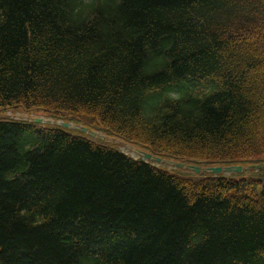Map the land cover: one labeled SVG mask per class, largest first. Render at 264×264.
I'll use <instances>...</instances> for the list:
<instances>
[{
  "label": "trees",
  "instance_id": "obj_1",
  "mask_svg": "<svg viewBox=\"0 0 264 264\" xmlns=\"http://www.w3.org/2000/svg\"><path fill=\"white\" fill-rule=\"evenodd\" d=\"M263 50L264 0H0V108L87 116L186 163L264 162ZM0 264H264V167L193 178L0 120Z\"/></svg>",
  "mask_w": 264,
  "mask_h": 264
},
{
  "label": "rangeland",
  "instance_id": "obj_2",
  "mask_svg": "<svg viewBox=\"0 0 264 264\" xmlns=\"http://www.w3.org/2000/svg\"><path fill=\"white\" fill-rule=\"evenodd\" d=\"M253 46H254L253 49L255 50V53L261 54L260 53L261 48L258 47L257 45H253ZM245 51L247 53L249 50H245ZM2 115L3 116H9V117L14 118V119L18 118V119L27 120V121H32V119L35 117H42L45 124H54L55 123L51 118L42 114L39 110L34 109L31 111H25L23 108L18 107V106H17V108H13V109H10L8 111H4L3 113H0V117H2ZM76 119H81V118H76ZM72 122H71V126L77 125L78 127H80V123H77V122L72 123ZM89 136H91L92 138H94L96 140H99L100 142L112 144V145L120 148L121 150H123L124 152H126L128 154H132L135 157L139 156L138 151L140 149H138V147H136L135 145H132V144L122 140L120 137H117V136L112 135V134L99 132V131H94V134L93 135L89 134ZM162 164L166 168H168L170 166L166 162L162 163ZM187 171H190V170H187Z\"/></svg>",
  "mask_w": 264,
  "mask_h": 264
},
{
  "label": "water",
  "instance_id": "obj_3",
  "mask_svg": "<svg viewBox=\"0 0 264 264\" xmlns=\"http://www.w3.org/2000/svg\"><path fill=\"white\" fill-rule=\"evenodd\" d=\"M37 121L39 122L40 120L38 119ZM63 126H67V124L64 123ZM143 156H144V158H147V159L150 158V154H147V153H145ZM155 160L157 162L160 161L159 158H155ZM194 169L196 171H199V168H197V167H194ZM207 170L210 171V172H212V173H220V172H222L223 169L221 167H212V168H209ZM230 170L240 171L241 170V167L240 166H237V167H226V168H224V171H230Z\"/></svg>",
  "mask_w": 264,
  "mask_h": 264
},
{
  "label": "bare ground",
  "instance_id": "obj_4",
  "mask_svg": "<svg viewBox=\"0 0 264 264\" xmlns=\"http://www.w3.org/2000/svg\"><path fill=\"white\" fill-rule=\"evenodd\" d=\"M82 134H93V132L90 129H85Z\"/></svg>",
  "mask_w": 264,
  "mask_h": 264
}]
</instances>
